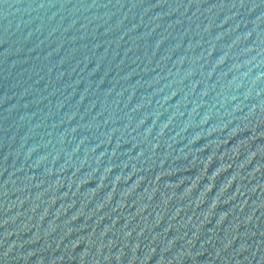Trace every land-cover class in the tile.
<instances>
[{"label": "water", "instance_id": "obj_1", "mask_svg": "<svg viewBox=\"0 0 264 264\" xmlns=\"http://www.w3.org/2000/svg\"><path fill=\"white\" fill-rule=\"evenodd\" d=\"M0 264H264V0H0Z\"/></svg>", "mask_w": 264, "mask_h": 264}]
</instances>
